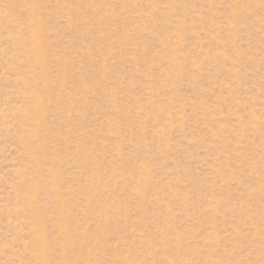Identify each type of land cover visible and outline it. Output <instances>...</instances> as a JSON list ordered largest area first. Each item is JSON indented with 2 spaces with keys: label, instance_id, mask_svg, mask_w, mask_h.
Returning <instances> with one entry per match:
<instances>
[{
  "label": "rangeland",
  "instance_id": "obj_1",
  "mask_svg": "<svg viewBox=\"0 0 264 264\" xmlns=\"http://www.w3.org/2000/svg\"><path fill=\"white\" fill-rule=\"evenodd\" d=\"M0 264H264V0H0Z\"/></svg>",
  "mask_w": 264,
  "mask_h": 264
}]
</instances>
